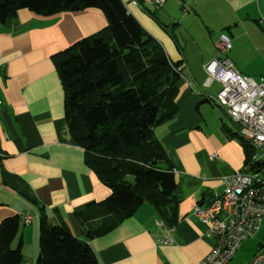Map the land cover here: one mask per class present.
<instances>
[{
  "label": "crops",
  "instance_id": "0c3cea01",
  "mask_svg": "<svg viewBox=\"0 0 264 264\" xmlns=\"http://www.w3.org/2000/svg\"><path fill=\"white\" fill-rule=\"evenodd\" d=\"M122 1L168 58L182 63L179 112L155 129L174 171L164 177L165 186L181 195L179 221L168 230L155 208L144 204L108 235L87 240L75 214L111 191L70 133L52 57L105 29L107 21L96 10L52 18L24 10L0 24V224L21 217L26 228L14 244L22 241L24 264L41 257L44 214L88 242L98 264H201L212 242L194 208L222 194V178L245 165L244 147L228 137L224 127L232 128L209 100L220 88L214 96L209 90L215 83L204 86V66L216 56L218 37L227 34V57L240 73L252 78L250 68H264V0H166L160 10L156 0ZM29 215L33 220L25 225Z\"/></svg>",
  "mask_w": 264,
  "mask_h": 264
},
{
  "label": "trees",
  "instance_id": "16d2710c",
  "mask_svg": "<svg viewBox=\"0 0 264 264\" xmlns=\"http://www.w3.org/2000/svg\"><path fill=\"white\" fill-rule=\"evenodd\" d=\"M24 10L44 18L96 10L107 21L105 29L52 57L70 133L85 150L89 169L111 191L75 214L87 240L108 235L144 204L171 230L179 221L181 195L165 186L164 173L173 168L155 129L179 112L182 63L168 58L122 0H0V24ZM224 130L244 147L248 163L251 146ZM21 228L18 215L0 224V264L23 263L22 241L13 248ZM40 229L37 264H98L90 244L74 237L63 220L53 223L44 214Z\"/></svg>",
  "mask_w": 264,
  "mask_h": 264
},
{
  "label": "built area",
  "instance_id": "2783aa9c",
  "mask_svg": "<svg viewBox=\"0 0 264 264\" xmlns=\"http://www.w3.org/2000/svg\"><path fill=\"white\" fill-rule=\"evenodd\" d=\"M165 1L156 0V10ZM215 46L216 56L204 66V86L219 84L217 96L209 100L223 111L229 127L251 146L253 154L242 170L222 178V194L210 204L194 208L193 216L206 226V236L212 242L201 264H229L242 243L257 236L264 224V78L256 81L242 75L228 59L231 39L227 34H221ZM173 174V170L164 173L165 177ZM32 220L31 215L27 216L25 225ZM250 264H264V249Z\"/></svg>",
  "mask_w": 264,
  "mask_h": 264
},
{
  "label": "rangeland",
  "instance_id": "374dc122",
  "mask_svg": "<svg viewBox=\"0 0 264 264\" xmlns=\"http://www.w3.org/2000/svg\"><path fill=\"white\" fill-rule=\"evenodd\" d=\"M249 70L254 74H256V76H252V78L255 79L256 81H260L262 78H264L263 67L260 68L259 66H253ZM241 73L244 76H248L246 72H241ZM218 85L219 84L215 83L213 88L209 90V92L214 96L217 94L220 88V86ZM214 110H216L217 114L221 116V119L225 120V122L229 124L230 127H232L231 124L228 122V120H226V118L222 115V113H220L221 112L220 110H219L220 112L218 111L217 108ZM25 228L26 227H23L22 225V229ZM16 245L13 244V248H16ZM263 249H264V224L262 225V228L257 236L242 243L241 248L239 249L238 254L236 255V258L234 260V264H250L256 253Z\"/></svg>",
  "mask_w": 264,
  "mask_h": 264
}]
</instances>
